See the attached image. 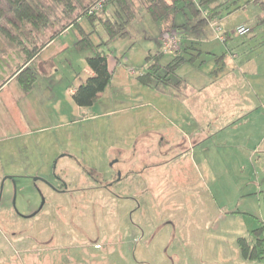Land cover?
<instances>
[{
	"label": "rangeland",
	"instance_id": "rangeland-1",
	"mask_svg": "<svg viewBox=\"0 0 264 264\" xmlns=\"http://www.w3.org/2000/svg\"><path fill=\"white\" fill-rule=\"evenodd\" d=\"M253 2L239 0L235 7L223 9L218 20L199 28L196 23L203 14L192 18L179 7L154 22L138 8L137 19L127 28L128 36L101 49L115 62L110 85L88 108H78L72 98H67L70 104L63 105V112L69 114L68 123L51 116L50 109L43 107L41 111L44 102L36 93L44 78L38 79L33 96L26 100L16 74L9 80L25 59L10 40L0 36V155L4 156L0 159V199L3 204L10 203L11 213L25 215L30 209L43 208L38 220H21L16 225L32 233L40 231L47 241L46 250L33 259L43 257L44 264H264V257L242 260L237 243L245 239L252 245L254 231L264 226V106L259 105L264 104V9ZM93 3L85 7L79 3V10ZM0 8L8 12L6 0H0ZM112 10L108 5L104 13L98 12L94 23L79 19L83 31L91 33L94 45L106 40L97 20L106 19ZM6 23L0 19V26L11 32ZM173 26L185 34L188 53H183V58L197 57L170 75L172 82L183 79L191 86L200 81L207 85L223 63L226 67L234 65V69L239 63L245 64L241 71L244 76H235L238 94L225 109L230 105L248 108L253 102L259 110L241 118L236 128L213 135L198 152L199 169L187 171L177 165L179 172L174 175L172 168L163 170L159 178L164 174L165 180L171 175L166 189L146 195L147 203L142 202L144 190L138 191L137 201L142 207L137 211L131 200L136 199V174L142 170L139 160L151 167L172 156H165L159 137L143 138L155 128L169 127L173 117L169 108L174 107L175 100L169 90L158 92L141 84L138 88L132 82L156 63L158 52L163 55L157 59V76L165 74L164 67L181 48L182 38ZM240 28L245 32L238 33ZM4 32L0 29V35ZM176 35V42L164 51L167 39L173 41L170 38ZM77 38L75 29L61 34L27 66L35 73L51 72L65 87L86 80V58L94 51H78L74 46ZM148 55L153 58L147 59ZM221 56L218 65L216 59ZM15 92L21 96L14 102L8 97ZM46 112L50 115L47 118ZM40 129H44L41 134L34 133ZM135 144L137 156L131 150ZM118 149L128 151L127 168H122L119 183L116 175L120 165L110 166L118 159ZM6 155L31 166L11 171ZM44 162V167H38ZM12 176L1 188L2 180ZM37 178L55 187L65 183L69 193H56L38 181V189H33ZM151 178L149 174L143 177L145 186ZM105 185L108 188H97ZM74 224L83 234L76 232ZM263 237L261 234L258 239ZM259 249L264 253V247Z\"/></svg>",
	"mask_w": 264,
	"mask_h": 264
},
{
	"label": "trees",
	"instance_id": "trees-1",
	"mask_svg": "<svg viewBox=\"0 0 264 264\" xmlns=\"http://www.w3.org/2000/svg\"><path fill=\"white\" fill-rule=\"evenodd\" d=\"M9 6L8 12H4L0 8V19H5L6 24L10 26L11 32L5 27L0 29L5 32L0 35L4 40L11 42L23 55L25 63L19 67L14 74L23 92L27 93L31 90L35 81L34 72L27 66L29 62L39 54L44 46L59 37L68 28L77 30L78 38L74 44L78 51L93 49V55L86 58V65L92 72L83 83H81L74 91L72 100L78 108H88L94 105L103 95L105 89L110 85L112 72L107 67L108 52L101 50L107 47L108 43L115 39H124L128 36L127 28L138 17V8L146 12L154 22L160 21L170 12L181 10L192 18H198L203 14V18L197 20L196 27L199 28L211 21L218 20L223 9L235 7L239 0H108L102 11L110 5L113 10L111 15L106 19L97 20L101 25L106 40L98 45H94L90 39L91 33H86L80 26L79 19L86 18L90 23H94L99 16L98 13L87 15L86 8L79 10V6L74 0H6ZM254 4H258L264 9V3L261 0H254ZM10 14V17L6 16ZM174 30L180 37L183 33L179 28L173 26ZM178 35V36H179ZM39 45L37 41L43 40ZM224 41V40H223ZM29 45H32L29 49ZM190 49V47H189ZM192 50V49H190ZM183 53H188L187 48L182 49V53L176 54L165 67V74L157 76L159 71L157 67V59L162 57L163 53L158 52L155 55L156 63L148 66L147 71L136 77L137 81L148 87L156 84H169L170 75H175L178 68L186 63L193 62L197 56L191 59H184ZM148 55L147 59H152ZM223 56L218 57L217 64L222 61ZM221 70V66L214 72L216 74ZM24 76V78H23ZM175 83V86H178ZM264 234V226L254 231L256 240L249 245L245 239L238 240V249L241 257L247 261L260 260L264 257V253L259 251L264 244L263 239L259 238Z\"/></svg>",
	"mask_w": 264,
	"mask_h": 264
},
{
	"label": "crops",
	"instance_id": "crops-1",
	"mask_svg": "<svg viewBox=\"0 0 264 264\" xmlns=\"http://www.w3.org/2000/svg\"><path fill=\"white\" fill-rule=\"evenodd\" d=\"M77 5L79 6V3L82 5V7H85L86 5H89L93 3L91 0H74ZM106 11V9H105ZM104 13V11H102ZM69 30H72V28H68L66 31H64L62 34L67 33ZM61 36V35H60ZM185 37V34L181 37L182 39L180 42V50L181 51L185 46V41H183ZM161 38L158 40L160 41ZM53 41L47 43L44 48L39 52H43L47 48H49L53 43ZM178 53L180 54L181 52ZM39 55H36L30 62L29 66L34 64L38 60ZM233 58V57H232ZM234 60V59H232ZM236 60H234L235 62ZM222 62V61H221ZM220 62V63H221ZM222 65V64H221ZM245 64L239 63L236 65L238 68L234 69L232 64L228 65L226 67V63H223L221 66V70L218 71L216 74L212 75L209 79V84L205 85L200 83H195V86H191L187 83V81L180 79L178 80L179 85L175 86V83L178 82H172L170 81L169 84H156L153 86V89L160 92L163 90H169L171 95L173 96L175 103L174 107L171 106L169 108V111L173 115V117L170 120L169 127L165 129L161 128H155L154 131H152L149 135L145 136L143 139H148V137H159L158 143H163L164 145V152L166 155H172L169 160L166 162L159 164V165H153L148 166L145 164V161H142V159L139 160L141 172H138L136 177L138 180L135 184L136 189V199H132L134 203L137 205V211L142 207V202L147 203L149 199H147L146 195H152V193L157 190V193H161V191L166 189L169 179L171 178L170 174H167V177L159 178L161 175V172L164 170H169L170 168L173 169V173L179 172L178 169H182L183 167L187 171H191V169H199L200 162H197L198 152H202L203 145L211 140L213 135L225 131L227 128H236L238 125L239 120L241 118H244L245 116H249L254 112L258 113V108H256L252 103H250V107H241L239 109L234 108L232 105H230L229 110H226L225 107L228 104V101L232 100L234 96L238 94L239 91V85L237 87V80H235V76L239 74L240 76H244V73L241 72L244 69ZM115 62L111 57L108 56L107 59V67L110 72H112V69H114ZM226 67V68H225ZM232 67V68H230ZM236 70V71H235ZM34 72V71H33ZM53 73V72H52ZM87 78L92 75V72L88 68L87 71ZM35 81L33 83V86L31 90L27 93L24 92V98L32 97L33 92L35 90V86L39 84L37 81L40 78H44V81L41 83V88L39 89V93H36L37 96H39L44 104L42 105V109L44 107V110L50 109L52 111L51 116H56L60 120H65L68 123L69 120V114L63 112V105L67 104L69 106V101L66 100L67 98H72V95L75 91V89L84 81H80L76 83L75 85H72L71 87H65L62 83V81H59L58 79H53L51 72L45 71L40 73H35ZM13 74L9 80H13L14 78ZM41 76V77H40ZM86 78V79H87ZM199 79V78H198ZM244 79V78H243ZM132 84L135 87L140 88L141 85L137 81L132 82ZM143 86V85H142ZM248 88L251 94L254 93L253 88L248 83ZM145 87V86H144ZM48 88L49 90H46ZM106 90V89H105ZM105 92V91H104ZM35 95V96H36ZM20 93H11L8 97L11 98V101L15 102V99L20 98ZM34 96V97H35ZM12 103V102H11ZM10 103V105H11ZM259 105L264 106V104L259 103ZM222 107V108H221ZM236 107V106H235ZM47 108V109H46ZM264 110V109H263ZM43 115V113H42ZM48 112L45 113V117L50 116ZM44 129L35 130L34 133H40L43 132ZM142 142V140H141ZM140 143V142H139ZM138 143V144H139ZM138 144H135L134 147L131 149L132 151L136 152L138 151ZM117 152L118 159H117V165H120V171L123 170L122 168H127V159L125 160L127 152H123L120 149ZM162 150V151H163ZM197 154V155H196ZM200 156V154H199ZM6 163L7 166L13 170L11 171H22L23 169H27L31 166V163H28L26 161L17 162L15 158L12 155H6ZM4 158V156L0 155V159ZM41 163V162H40ZM44 164H39L38 167H44ZM179 165V167L176 168V166ZM114 167V165H112ZM86 168V167H85ZM194 171V170H193ZM149 174L152 178L150 179L149 185L145 186V182L142 181L143 177L145 175ZM157 175V181L156 179ZM174 175V174H173ZM14 177L6 178L2 180V183L4 184L6 180L13 179ZM161 179V181H158ZM140 190H144L145 192V199L141 202L140 205L137 201V193ZM149 190L150 193L147 191ZM148 193V194H147ZM143 203V204H144ZM120 237L121 232L119 231ZM122 238V237H121ZM242 258V257H241ZM243 260V258H242ZM256 261V260H255Z\"/></svg>",
	"mask_w": 264,
	"mask_h": 264
},
{
	"label": "flooded vegetation",
	"instance_id": "flooded-vegetation-1",
	"mask_svg": "<svg viewBox=\"0 0 264 264\" xmlns=\"http://www.w3.org/2000/svg\"><path fill=\"white\" fill-rule=\"evenodd\" d=\"M117 164V160H115L110 166ZM117 176L119 178H117ZM116 180L119 183L121 181V171L118 170V174L116 175ZM42 184L43 186H48L51 190L55 191L56 193L60 194H68L69 190H67V186L65 183H62L60 186L55 187L52 184L41 180L40 178L35 179L33 184V189L37 188V182ZM3 183H1V188H3ZM97 188H108V185L105 186H98ZM10 203L2 202V198L0 199V264H44L45 258H36L37 260L33 259L34 256H39L43 253L42 249L45 251V244L47 241L41 238L39 232L32 233L29 229L17 228V222L23 220H29L31 218H36L42 212V207L37 209H30L25 215L20 213H11L9 211L8 206ZM45 205V202H43ZM9 213H6V212ZM5 212V213H2ZM38 218H36L38 220ZM60 220L58 222H61ZM72 221V222H71ZM73 223V219L70 220ZM76 229V232H80L83 234V230L76 226L75 224L72 225ZM4 227L8 228V231H4ZM32 229V228H31ZM33 230V229H32ZM31 230V231H32ZM119 238L120 234H119ZM40 239V240H39ZM62 239V237H61ZM262 248L264 247L261 246Z\"/></svg>",
	"mask_w": 264,
	"mask_h": 264
},
{
	"label": "built area",
	"instance_id": "built-area-1",
	"mask_svg": "<svg viewBox=\"0 0 264 264\" xmlns=\"http://www.w3.org/2000/svg\"><path fill=\"white\" fill-rule=\"evenodd\" d=\"M108 2V0H99L95 3H93L90 7H88L86 10H85V13L87 15H93L95 13H98V12H101L103 9H104V5ZM245 32V29L243 28H240L238 30V33H244ZM175 34V33H173ZM177 35L170 38L171 40L173 41H170L169 39H167V43L164 44V51L168 50L166 48H168L169 45H172V43H175L176 42V39H177ZM221 40H224L222 37H221Z\"/></svg>",
	"mask_w": 264,
	"mask_h": 264
}]
</instances>
